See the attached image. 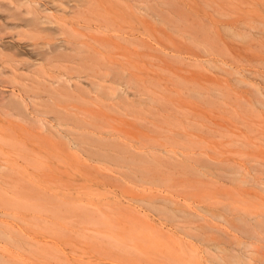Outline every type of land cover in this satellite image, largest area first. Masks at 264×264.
Returning <instances> with one entry per match:
<instances>
[{
  "label": "rangeland",
  "instance_id": "374dc122",
  "mask_svg": "<svg viewBox=\"0 0 264 264\" xmlns=\"http://www.w3.org/2000/svg\"><path fill=\"white\" fill-rule=\"evenodd\" d=\"M0 232V264H264V0H0Z\"/></svg>",
  "mask_w": 264,
  "mask_h": 264
},
{
  "label": "crops",
  "instance_id": "0c3cea01",
  "mask_svg": "<svg viewBox=\"0 0 264 264\" xmlns=\"http://www.w3.org/2000/svg\"><path fill=\"white\" fill-rule=\"evenodd\" d=\"M5 213H8V212H5ZM168 216H169V214H168ZM0 236H1V237H4V238H10V236H9L8 233H6V232H4V233H1V232H0Z\"/></svg>",
  "mask_w": 264,
  "mask_h": 264
}]
</instances>
